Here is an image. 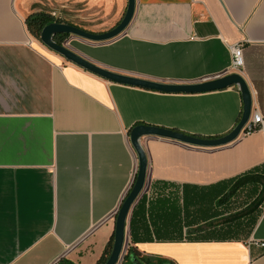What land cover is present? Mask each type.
Returning a JSON list of instances; mask_svg holds the SVG:
<instances>
[{"label":"crops","instance_id":"0c3cea01","mask_svg":"<svg viewBox=\"0 0 264 264\" xmlns=\"http://www.w3.org/2000/svg\"><path fill=\"white\" fill-rule=\"evenodd\" d=\"M127 4L121 0L114 16L91 6L99 22L113 23L89 30L115 26ZM73 6L74 0H0V264H97L136 179L131 128L151 124L217 138L242 116L237 85L167 93L109 81L49 49L27 25L34 13L57 21L54 11L59 22L78 25ZM62 43L112 71L166 83L233 73L231 45L241 44L240 73L253 113L264 115V0H136L119 36L93 42L69 35ZM140 141L147 184L129 216L124 256L134 246L140 258L168 264H264V204L235 237L185 236L207 223L209 191L217 199L245 174L264 176V130L217 147L159 136ZM142 197L149 226L138 222L136 236H154L160 227L164 234L179 231L181 239L132 242V212ZM146 202H162L164 210L178 205L180 227L150 222Z\"/></svg>","mask_w":264,"mask_h":264},{"label":"water","instance_id":"95a60500","mask_svg":"<svg viewBox=\"0 0 264 264\" xmlns=\"http://www.w3.org/2000/svg\"><path fill=\"white\" fill-rule=\"evenodd\" d=\"M135 9L136 0H128L125 14L120 22L106 31L95 32L86 30L75 24L53 21L43 27L39 37L42 43L49 49L59 53L68 61L73 62L104 79L121 84L167 93H202L225 89L232 85H237L242 94L243 110L238 124L229 133L217 138L200 137L172 128L151 124H138L131 128L130 140L138 156V170L135 182L117 213L113 246L105 264H119L121 262L125 252L129 216L133 205L136 203L147 184L149 160L147 152L140 141L141 138L145 136H159L199 147L223 146L231 143L241 136L245 125L248 123L253 113L252 91L245 77L241 73L233 72L213 80H206L198 83L159 82L122 74L97 65L73 51L62 42L57 41L58 36L65 34L74 35L93 42L111 40L122 34L129 26L134 17ZM131 261L133 264H145L141 259L133 254L131 255Z\"/></svg>","mask_w":264,"mask_h":264},{"label":"trees","instance_id":"16d2710c","mask_svg":"<svg viewBox=\"0 0 264 264\" xmlns=\"http://www.w3.org/2000/svg\"><path fill=\"white\" fill-rule=\"evenodd\" d=\"M26 22L30 31L36 36H40L43 27L52 21L48 14L34 13L27 18ZM77 26L86 29L83 26L80 25ZM68 36H69L68 34L60 35L57 37V41L62 42V40ZM230 183L231 186L227 189V191L224 192L223 194L218 195L217 199H215L217 195L215 196L213 195V193L209 191V196H208L209 218L207 220V223L202 225H197V227L193 229L188 228L185 234L186 237L190 238L196 236L202 238H206V237L231 238L237 235L236 231L238 229L248 225L250 226L254 223L255 221L254 217L250 218V216L255 214L259 210L260 206L264 204V176L256 172H250L248 174L243 175L242 177L233 180V182L231 181ZM245 187H252L251 189L255 194H257V196L245 208H241L238 210H230L229 206L232 199L234 198L236 193L240 191V189H243ZM128 194L126 195V197L128 196ZM126 197L124 198V200L126 199ZM144 202H145L144 197L140 198L138 203L133 208L132 217H131L132 242H135L136 239H151L153 237L157 239L182 238V234L179 233V231L176 232L175 234L160 233L159 231L160 227L155 228L156 234L154 236L145 234L140 237H137L136 231H137V226H139L138 222L142 224L140 225V227L144 226L143 225L144 220L146 221L145 223L147 224V217H145V214L142 212L143 211L142 206ZM163 206L164 204L162 202H158L156 206L154 207L151 206V208H149L150 210L148 211V216L150 222L155 223L156 219L161 218L163 227L168 228L169 226H171L177 230L181 225V218H180V212L178 210L179 208L178 205L171 206L169 210H164ZM159 208L161 210H158ZM247 217H249V220ZM246 218L248 220L247 222H245ZM194 220L199 222L198 218L197 219L194 218L192 221ZM188 222L191 221L189 220ZM147 226H149V224H147ZM166 228L161 227L162 230H166ZM113 241H114V235L112 236V239L109 245L107 246V249L105 250L103 256L101 257V259L98 261L97 264H105L106 260L110 255L113 246ZM132 254L137 256L139 259H141L145 264H168L167 262L161 259L154 261L150 258H140L138 256V250L134 246H130L128 248V251L124 256L122 264H133V262L131 261Z\"/></svg>","mask_w":264,"mask_h":264},{"label":"rangeland","instance_id":"374dc122","mask_svg":"<svg viewBox=\"0 0 264 264\" xmlns=\"http://www.w3.org/2000/svg\"><path fill=\"white\" fill-rule=\"evenodd\" d=\"M54 1V0H51ZM68 1V0H65ZM70 3V2H69ZM121 0H74V10L76 13V18L79 22L78 25L85 27L86 29L89 28H96L97 26L104 25V24H112L113 22H99L97 17L94 16L93 5L97 9L96 13L104 15L105 13L108 15H116L119 9V5ZM105 9H107L105 11ZM90 10V11H89ZM75 15V14H74ZM101 21V20H100ZM247 189H240L238 193L234 196L230 203V210H238L241 208H245L254 198L255 193L251 189L252 187H245ZM158 197V196H156ZM152 204L146 202L145 212H148L151 208ZM226 206V205H225ZM153 207V206H152Z\"/></svg>","mask_w":264,"mask_h":264},{"label":"built area","instance_id":"2783aa9c","mask_svg":"<svg viewBox=\"0 0 264 264\" xmlns=\"http://www.w3.org/2000/svg\"><path fill=\"white\" fill-rule=\"evenodd\" d=\"M52 16L60 18L57 11L52 13ZM232 52V65L231 69L234 72L240 73L245 64L243 46L241 44L231 45ZM258 130H264V115L260 112L252 113V116L248 123L245 125L241 135H248ZM138 170V164L136 169V174ZM132 188V187H131ZM264 246V243L261 244Z\"/></svg>","mask_w":264,"mask_h":264},{"label":"bare ground","instance_id":"6f19581e","mask_svg":"<svg viewBox=\"0 0 264 264\" xmlns=\"http://www.w3.org/2000/svg\"><path fill=\"white\" fill-rule=\"evenodd\" d=\"M53 17H54V16H53ZM54 18H56V19H57V21L59 22V19H60V18H58V17H54ZM52 22H53V21H52Z\"/></svg>","mask_w":264,"mask_h":264}]
</instances>
